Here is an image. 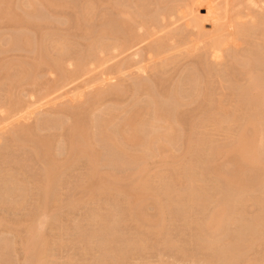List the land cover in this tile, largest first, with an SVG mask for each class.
<instances>
[{
	"label": "rangeland",
	"instance_id": "1",
	"mask_svg": "<svg viewBox=\"0 0 264 264\" xmlns=\"http://www.w3.org/2000/svg\"><path fill=\"white\" fill-rule=\"evenodd\" d=\"M1 1L3 2V0ZM1 1H0V6L2 7L3 5L5 6L1 10L3 12H0V71H1V74H0L1 75L0 76V100H1L0 101V181H1L0 182V264H196V263L198 264H214V263L215 264L217 263L226 264L227 262H228L227 264H264V238H263L264 220L261 221L262 223L258 221V220H261V218L259 219L260 216H264L263 214L264 204H262L263 206L261 205L262 207H260V204L257 203L255 200L257 199L256 197L258 196V192L260 190L261 191L264 190V184H262L264 183L263 182L264 181V170L260 169L261 173L259 171L256 172L255 169L253 170L250 168L249 170L245 171L244 173L245 177L243 179L245 182L248 181L247 182L248 185H250L249 182H252L251 183L252 186L251 185L249 186L250 188L253 187V184H254L253 182L259 176L258 180H256L258 182H256L257 185L254 184V187L251 190H248L250 193L248 191H245V193L247 194L242 193V191L239 193L238 192L239 190L235 189L234 191V189L229 187L227 183L219 175V174H222V172L225 170L226 172H223L224 174L233 172L234 166L232 167L233 163H230L231 160L229 159L230 160L229 161L228 157L226 158L224 156H221L220 158V156H217L216 153L210 152L212 145H213L212 148L218 149L221 147H225L226 146L225 144H229V142L231 143L233 141L234 136H236V133H238L239 127L241 123L243 122V119L246 120L245 116L248 115L247 113H250L251 111L249 105H247L246 103H243V106L241 107L243 112L242 110L238 112L237 111L234 112V114L237 116H234L233 114V111H235L234 110L235 106L233 105V99L234 98L236 99L235 96L239 94V91L237 92L238 88H240L242 85H245V82H244L245 78L244 76H242V74L244 73H242L243 71L241 70V67L239 66L240 68L239 69L236 65L227 62L228 64H230L228 65L225 61L223 64H221L223 66L220 65L221 67H219V66H216V64H214L212 61H208L210 68L207 69L205 65L206 63H203L204 66H202L203 65L202 63H200L201 56L197 57L196 56L197 54L194 55L193 53L191 55V52L190 54L188 52V55H186V52H185L182 54V56L179 54L178 57L177 56L173 57L172 59L175 60V62L174 61L171 62L170 65L168 64L167 66H164L160 63L157 64L156 62V65H159L160 68L162 66L163 68V69H159L156 66L158 73L155 71L156 73L152 72L148 74V72H151V71H149V67L148 69L145 68L146 65H148V62H147L146 64H144L145 65L144 68L146 71L145 74L143 73L144 71L142 72V74L141 72H139L140 73L139 74L137 73V71L134 70V68L135 69L138 68L134 64L136 60L134 61L131 60L134 66L131 67L125 73L126 77H124L123 75V77L121 76L122 78L121 77L119 78V80L122 79V81L120 80L121 82L119 83L117 81V85H116V87H119L120 89H122L124 94L121 93V95L119 96L114 95L112 93L108 94L110 93L109 81L107 80L106 82V80H104L103 78L106 79L107 72L111 68L112 65L114 66L119 65L118 62L121 65L123 63L122 61L124 60H126L127 62L129 58L128 56L132 54V52H128L127 54L125 53L123 54V56L122 55L119 56L118 59H116L114 63H106L105 59H108L107 53L99 54L98 52L96 53L95 51L94 52L90 51L93 47V46L91 47L90 45H92L91 43L93 39H95L94 37L96 35V33H94V31L91 29L94 28L95 23L103 24L102 19L104 20L107 15L109 14L111 15L112 13L114 14L113 11L111 12V9L108 4V1H110L111 3L113 0H100V2H98V0H93L97 4L95 2L93 3L92 0H51L52 3L54 2V4H56L54 6H50L49 4H46L48 3L46 2V0H44V2L42 0H33V1L32 0H26V1L25 0H9L11 2L8 1L6 4L5 2L2 3ZM117 1L122 2V0H117ZM156 1H158L157 4H160L159 6L156 4ZM156 1L155 0L149 1L150 10L151 8L155 10L157 7H158L157 9H159L160 6L162 5L161 2L165 3L164 0H160V1L156 0ZM152 2L153 3L155 2V4H153L155 5V7L152 6ZM39 3H41V5ZM60 3H63L62 6H57V4H60ZM2 7H0V9ZM91 7H93L94 9L91 10ZM108 7L110 11L106 9ZM116 11L117 10H115V12ZM91 13L93 15H91ZM200 13L204 15L206 14V11L200 10ZM86 16L88 18L90 16L91 17L88 19L86 18ZM114 16H117V13H115ZM12 17H16V18L18 17L17 19H19L20 21L12 20ZM79 17L80 19L82 17L81 19L82 24H80V26L78 25ZM180 24L181 22L178 24V26H180ZM97 27L98 26L94 28L95 31ZM205 29L207 31L212 30V26L209 23L208 24L206 23ZM101 36L103 37L102 34ZM99 39L100 38H98L97 40ZM59 41L61 42L62 45H64L65 43V46L63 47V49L65 48V50L62 51L63 53L61 51L55 50L59 48H55L54 44H56L55 42L60 43ZM24 42H27V43H24ZM66 43L68 44V46H66L67 45ZM41 49L44 51H41ZM241 49H242V46H240V51L245 49L244 46H243V49L242 50ZM245 51H243L242 54L245 53ZM40 52L41 53L45 52V54L48 52L46 56L50 57V61L51 60L60 61L62 67L64 69H67V71L72 72V71L77 70L76 65H75L77 64L76 61H81V63L85 66V68L82 71V73H79L77 71L78 75H76L75 77L71 79L65 78L64 81H60L59 79H60L61 72L54 71V69L52 70L51 65L48 63L46 64L45 62H40L39 60L41 56ZM143 55H145V58L143 56V59H146L147 54L143 53ZM94 56L98 57L97 60L100 61V62L97 61V63H94L95 65L97 64L96 66L92 63L93 62L92 59H94L93 58ZM101 58L105 61H103ZM198 58H200V61L198 60ZM38 61L40 62V64L38 63ZM131 61H129L130 62L129 65H131L132 63ZM104 62H105V65H104ZM69 64H73V65L70 66ZM212 65H214L215 67H212ZM261 66L263 65H260V67L257 66L256 70H259V71L264 70V67L262 69ZM21 67H22V70H21ZM87 67L88 69H86ZM23 70L25 71L23 72ZM21 73L23 74L22 78L19 77L21 76ZM239 73L240 74L242 73L241 74L242 77L239 75ZM151 74H153L154 77ZM206 75H207V78H206ZM146 77L147 78L149 77V78L146 79ZM159 77H160V80H159ZM218 77H221L222 79L226 78L225 79L226 81L223 80L224 88L219 83L221 78L218 79ZM232 77H234L233 81L231 79ZM131 78L132 80L130 81ZM198 78L201 80H199ZM20 79L22 82L20 81L18 83ZM25 79L27 81H25ZM234 80H236V82ZM228 81L230 82V84L231 82H235L236 87H235V84L234 85L232 84L233 86L232 85L228 87L227 85L225 86V84H227ZM242 82H244V84H242ZM13 83H15L14 86H13ZM55 84L58 85V88L59 86H62V85L65 86V88H63L62 91H58L54 93L50 98L42 100V98L47 94L48 88H50L51 86ZM134 84H136L137 86ZM144 85L147 86V88L149 87L148 90H146L147 88ZM204 85L206 89L204 88ZM237 85H240V86H237ZM142 87L145 88V91H143L144 89ZM119 88L117 89L119 90ZM232 88H234L236 92ZM70 90H74V91L70 92L63 98H59L61 95H63V93L67 91L69 92ZM174 90H176V93H177L175 96H173V94L170 96L167 95L170 92L172 93V91ZM107 91L109 92L107 93ZM203 91H204V94H201L203 93ZM49 92H53V91H49ZM78 92H81V93H78ZM148 92L151 93L149 94V96L148 94H146ZM89 93L93 95L94 98L96 97V101L95 100H93L94 102L91 101L93 96H91ZM103 93L105 95H103ZM218 93L221 94V96L223 94L222 99L224 101L223 105L225 107V108L223 107L224 109L223 111L219 112V115L223 114L224 115L223 118L225 119H222V115L217 116V113H216L218 110V109L216 110L217 105H218L217 103L222 100L220 99L221 96ZM209 95H211L212 97ZM174 97H176V99ZM57 98L59 99L56 100L54 104L51 105V101ZM71 98H74V99L76 98L79 100V102L77 100H75L74 102L70 101ZM206 100L209 102H207ZM89 102H93V103L90 104ZM225 102H227V105L225 104ZM13 104L15 105V107L17 106L16 110L15 109L13 110V108H15ZM18 105L20 108L18 107ZM30 105L32 106L29 109H26V107ZM213 105L214 107L216 106V108H214ZM228 105H232V107ZM226 107H228V109L230 107V110H228ZM225 109H227V111L229 112H227ZM157 110L159 111L162 110L164 115L161 112L160 113L165 118L167 116L166 119L170 118L171 120L170 122L172 124L174 123L173 126H174V129L176 130L174 135L176 138L174 137L175 141H174V138L171 141H169L170 146H167L166 143L168 141L165 140L164 136L162 137L161 135H159V137H161L160 141H158L159 146L156 143H152L154 145L156 144L155 146L159 148L156 149V147L155 148L153 147L152 149L151 146L153 145H151V143L150 145L148 144L149 140H151L150 138L151 137L153 138V135L158 136V133L163 134L164 132V130L161 129L160 131V129H156V127L149 124L150 119H151V123L152 122L154 123L152 119L155 118V114L159 112ZM135 111L136 113H134ZM139 113L141 116L139 115ZM165 113L167 114L165 115ZM239 113H242V114L239 115ZM103 114H105V116ZM109 115L110 116L112 115L113 117H109ZM134 115H138V118H136L137 120L134 121L137 124H139V125H136V127L140 126L139 127L140 129L138 128L136 130V134L138 136L140 135L139 137L141 138L140 143L138 142L140 138L136 141L139 143V145H136L137 143L135 144V142L134 143L129 142L130 144H128L126 138L121 139L122 137L121 135L123 136L125 135L124 137H126V134L130 131V128H128L129 126L128 127L126 126L128 125V120L130 119V117ZM106 116L108 117L106 118L107 120L104 122V118ZM213 118H216V120ZM210 119L212 121L211 123L209 122ZM112 120H114V122ZM17 121H19L18 124H17ZM213 121L215 122L217 121L216 123L218 125L215 126L214 124L215 122L213 123ZM230 122H233L232 125ZM77 123H81V125L83 126H88L87 127V130L89 132L88 135H91L89 136L90 144L91 143L93 144H91V148L89 151L91 150L92 151L91 152L88 151L86 157L85 155H83L84 153L82 154L77 151L78 149L77 146H75V148L77 147L76 149L74 147H73V150L71 149L73 143L79 146L81 142L83 143L82 137L72 132V128ZM71 126L73 127L71 128ZM203 126L204 127L206 126V127L204 128ZM177 127L179 129H177ZM228 127L230 130L227 129ZM18 128H20L21 130H19ZM23 128H26L25 129L26 131L23 130ZM127 128L129 130L128 131L125 130V133H126L125 134L124 131H122V129L124 130ZM154 130H157V131L154 133ZM232 130H233V133H232ZM105 133L110 134L111 138H109V135H106ZM149 134H150V137L148 140L146 138L149 136ZM105 135L108 138L107 137L105 138ZM71 137L74 138V140L77 143L73 141ZM112 137H113V141L108 140V139H112ZM229 137L230 139L231 138L232 139L230 140ZM68 138L70 141L68 140ZM118 138L119 140H117ZM142 139L147 140V141H144ZM211 139H212V142H211ZM123 140L124 141L126 140V143L124 142V144H126V146L124 145L125 147H122L123 143L121 144L118 143V141L122 142ZM79 141L81 142L79 143ZM143 141L147 142L146 143L147 145L146 144L141 145V142ZM162 141H164L165 144ZM190 141L192 142V145ZM259 141H261V136L257 134L254 137V144L256 146H259V145L261 146L262 142H259ZM115 142L119 145H117ZM193 142H195L194 144L196 145H194ZM214 142H215V145H214ZM223 143L225 144L223 145ZM202 144L206 147L204 146L201 147ZM148 145L149 147H147ZM217 145H220V146L217 147ZM144 146L146 147L144 148ZM160 146L162 147L161 149H164V148L166 149L167 147L166 151L165 150H164L165 152H162V150L160 151L159 150ZM48 147L49 149H47ZM150 147H151V150H149ZM198 147L199 148L201 147L200 150L198 149ZM107 148H109V150ZM118 148H121L122 151H120ZM143 149H144V152H143ZM155 149L158 150V153L160 154H156L157 152L155 153ZM44 150L48 152L50 150V152L48 153V152H45ZM73 151L74 153L75 152L76 153L74 154ZM149 151H150L151 156H147L149 154ZM194 152L197 154H195ZM89 153H93L94 156H92V154H89ZM99 153L101 154V156L99 155ZM170 153H172L171 156H170ZM199 153L202 155V157ZM130 154H132V156ZM212 154L215 155L214 156L215 159L213 158ZM88 155H89V158L92 156L91 157L93 158L92 160L95 161L94 164L91 158L89 160L87 159ZM129 155L134 158L137 157L136 162L139 159L140 161L138 162L141 164L137 162L138 163L137 165V163L134 162L135 160L129 157ZM158 155L161 158H158ZM161 155H163V157ZM209 155L212 157H210ZM95 156H97V158ZM121 156L124 162L120 160ZM196 156L197 158H195ZM207 157H209L208 160L214 159L212 163H210L211 160L210 162H208ZM216 157H219V158H216ZM262 157H264V155H262ZM94 158L96 159L99 158V159L96 160ZM100 159L102 160L100 161ZM112 160L115 162H113ZM225 160H227L228 162H226ZM224 161H225V164H224ZM143 162H146V164L143 165ZM193 163H196L198 165L193 164ZM229 163L231 164L230 165L231 168H233L232 170L229 166ZM262 163L264 167V160H262ZM214 164L216 165L215 167L213 166ZM142 165L144 166V168H140V166L143 167ZM163 165H165L167 168ZM208 165H209V168L207 167ZM75 167L78 169H76ZM161 167H164V169ZM188 167H190V169H188ZM203 167L204 168L206 167V168L203 169ZM212 167L218 169L217 172L215 171L214 168H213L214 170H211L210 168ZM93 168H95L96 170L95 173L97 177L109 176V178L111 179L109 180L110 182L107 181L109 179L108 177H104V180L109 186H112V188H115V191L112 188H104V187L100 188L99 178H97L96 181L93 178L91 179ZM221 168H223V171ZM226 168L228 169V172ZM48 169L54 171V177H53L54 180H52V183L50 185H47L46 184L47 181H45ZM135 169L136 170L138 169V171H136ZM142 169L145 170V171L143 170L144 173H142L143 172ZM152 170L157 171V173L154 174ZM186 170L188 171V173ZM252 170L254 171L253 173L255 174L254 176H256L257 178L256 177L254 178L253 174H250ZM213 171H214V175H213ZM108 172L110 173L108 174ZM150 172L151 174L153 173L151 176H150ZM199 172L201 173V175L199 174ZM202 173H205L206 175L204 176V174ZM110 174L114 176L112 177L110 176ZM174 174L176 176H174ZM259 174H262V175L260 176ZM196 175L198 176L197 183L195 181L196 179H194V178H197ZM199 175L201 177H199ZM88 176L90 177L91 180L89 179ZM152 176H153V179L151 181L150 178H152ZM205 177L207 178L205 179ZM219 177L221 179V180L219 179L220 181L218 180ZM247 177L248 178L252 177V178L248 179ZM85 178L88 181L85 180ZM105 178H108V179H105ZM214 178H215V181H214ZM177 179L179 180V182ZM245 179H248V180H245ZM153 180L155 183L153 182ZM158 180L159 181L161 180V182H159ZM91 181L94 183L93 185ZM186 181L187 182L189 181V182L187 183ZM190 181L192 184L190 183ZM221 181L223 183H221ZM111 182H112V185H111ZM146 182H148V184ZM194 182L196 185L195 188L196 187L198 188V189L196 188L197 190L196 194L198 193L197 196L200 195L199 197H197L194 194L196 190H194V188L192 189ZM198 183L199 185L202 184L201 185V188L203 187L202 189L200 188V186H197ZM187 184L189 185L188 187H186ZM220 184L222 186H220ZM87 186H90V187L87 188ZM144 186L146 187V189L144 188ZM260 186L262 189H260ZM177 187H179L180 189ZM223 187L225 188L228 187L227 191H223V190H226ZM92 188L95 189L93 190L95 193L93 191H92L93 193L89 192L92 190ZM143 188L145 189L144 192L140 190ZM175 188L178 190L175 191ZM185 188L187 190H184ZM220 188H223V190ZM117 189L119 191H117ZM191 189L193 190L192 194H190ZM254 189H256L258 192H256V190L254 192ZM166 190H169V191L166 192ZM198 190L202 192L203 194L202 193L199 194ZM218 190L219 192L217 193L219 194L216 193V191ZM171 191L173 194L172 193L170 194ZM182 191H184L185 193H183ZM261 191L259 193L260 194L258 197L259 199L262 196L261 194H263L264 192L262 191L261 193ZM122 192H125V193L122 194ZM251 192L254 195L253 197L249 196V195H252ZM223 193H226L227 195ZM241 193L243 195H246V198L248 199V201L246 200V198H243ZM185 194L186 196H184ZM205 194L207 195L205 196ZM232 194H234V196ZM173 195L175 197H173ZM189 195L191 196L193 195V197L195 198V203H191V205H190V202L187 200V198L189 199L188 197ZM136 196H139L138 200L136 199L137 198ZM216 197L219 199L216 200ZM262 197L264 198V194ZM178 198H180V200ZM229 198H231V200L232 201L234 200V201L230 202ZM225 199L227 200L225 201ZM185 200H187L189 204ZM198 200H200L201 203ZM227 201L228 203H226ZM132 202H133V205H131ZM216 203L217 204L221 203L222 205H224L227 211H229V213L231 212L230 214H232L231 215L232 219L226 222L225 224L226 226H222V229L216 232L215 233L216 235H215L214 233L213 234L206 233L207 230H205L204 228V222H205V218L207 219L209 215L211 214V212L216 208L217 206ZM179 204H182V205H179ZM196 204L197 205L201 204L200 205L201 207L199 205L197 206ZM103 205L105 206V208ZM181 206H183L184 209ZM190 206H192L191 209H190ZM210 206H212V208ZM235 207H238V208H235ZM130 208H132L133 210ZM230 208L232 210H230ZM241 208H244V210ZM259 209H260V212L262 211L263 212L262 213L258 212ZM185 210L187 211L188 214L186 213ZM191 210L194 212H192ZM242 210H243V214H242ZM161 214H163V216ZM240 215H243V216H240ZM258 215L260 216L257 217ZM109 216L113 218V220ZM158 219H160L159 222H158ZM186 219L188 220L189 224L185 221ZM203 219L204 221H202ZM154 220H157V222H152ZM197 225L203 228V230L205 231H203ZM259 225H262V226H259ZM258 226L259 228L261 227L260 230L259 228H257ZM220 233H221V236H220ZM197 234L198 235L200 234L199 235L200 237H198ZM89 235H90V238H89ZM203 235L205 238L203 237ZM207 237H209L208 241L203 240V238L207 239ZM261 237L263 238V240ZM218 240L220 243L218 242ZM250 240L252 241V243ZM214 242L215 244H218V245H215ZM233 242H236V243L233 244ZM241 242L243 243L241 244ZM108 243L110 244L108 245ZM210 246L213 247V250L212 248H210ZM218 246L220 249L218 248ZM110 247H113V248H110ZM221 248L223 250L226 249L225 252H223ZM239 248L241 249L240 251L238 250ZM242 249L244 250L242 251ZM218 250L222 251V252L220 251L221 254H219ZM236 250L239 252H237ZM241 251L243 253H240ZM232 253L235 256L233 259L231 257V255H233ZM235 254L236 255L238 254V255L236 256ZM40 255H43V259L41 261H40ZM224 257H225V260H224ZM219 260H221V262Z\"/></svg>",
	"mask_w": 264,
	"mask_h": 264
},
{
	"label": "bare ground",
	"instance_id": "2",
	"mask_svg": "<svg viewBox=\"0 0 264 264\" xmlns=\"http://www.w3.org/2000/svg\"><path fill=\"white\" fill-rule=\"evenodd\" d=\"M1 1V0H0ZM9 0H3V2H5V4L8 2ZM26 1V0H25ZM33 1V0H32ZM31 1V2H32ZM43 2H44V0H42ZM150 0H122V2H120V1H117V0H113L111 3H110V1H108V4H109V7H110V9H111V12L113 11L114 12V14L115 13H117V16H114V14L112 15H110L109 13V15H107L106 17H105V19L103 20L102 18V22H103V24L101 23V24H96L95 23V25L96 26H98L97 27V29H96V31L94 30V28L96 27L95 25H94V28L93 29H91V30H93L94 31V33H96V35H95V39H93V41H92V45H90L91 47H92V49L94 48V49H96V50H90V51H92V52H98L99 54H106L107 53V58L108 59H105L106 60V63H114L115 62V60L116 59H118V57L119 56H123V54H127L128 52H132V54L131 53H129V54H131V55H129L128 57V61L126 62V60H124V61H122L123 63L120 65V63L118 62V64L119 65H116V66H114V65H112L111 66V68L108 70V72H107V76H106V79L105 78H103L104 80H106V82H107V80L109 81V91H110V93H108L109 91H107V93L108 94H114V95H121V93H123V91H122V89H120L119 87H116V85H117V81H118V83L119 82H121L122 81V79H120L119 80V78L122 76L123 77V75H124V77H126V75H125V73L131 68V67H133L134 65H133V62L131 61V60H136V62H134V64H135V66H137L138 68L137 69H135L134 68V70L135 71H137V73H139V72H141V74H142V72L145 74V68L146 69H148V67H149V71H151V72H148V74H150V73H154L155 71L157 72V69H156V66H157V68H159V69H163L162 68V66H161V68L159 67V65H156V62H157V64H162V65H164V66H167L168 64L170 65L171 64V62H175V60H173L172 58L173 57H178L179 56V54L182 56V54L183 53H185L186 52V55H188V52H189V54H190V52H191V55H192V53L195 55V54H197L196 56L198 57V56H201V61H200V58H198V60L200 61V63H206L205 65H206V68L208 69V68H210V65L208 64L209 62L208 61H212L214 64H216V66H219V67H221V66H223V65H221V64H223L224 63V61L227 63V62H229V63H231V64H234V65H236L238 68H239V66L241 67V70L243 71H241L242 73H244V74H242V76H244V78H245V85H242V84H244V82H242V86L240 87V88H238V90H237V92L239 91V94L238 95H236L235 97H236V99L234 98L233 99V105L235 106V111H233V114H234V112H238V111H240V110H242L241 109V107L243 106V103H246L247 105H249V107H250V109H251V111H250V113H247L248 115H246L245 116V118H246V120L245 119H243V122L241 123V125H240V127H239V130H238V133H236V136H234V138H233V141L230 143L229 141H227V142H229V144H225V143H223V145L225 144L226 146L225 147H221V148H218V149H216V148H212L213 147V145L211 146V153L212 152H214V153H216V155L217 156H220V158H221V156H224V157H228V160L230 161V163H233L232 164V167L234 166V170H233V172H231V173H223V172H226V170L225 171H223V168H221L222 169V174H219L220 173V171H219V175H220V177L227 183V185L229 186V187H231V188H233L234 189V191H235V189L236 190H239L238 192L240 193L241 191H242V193H245V191H248V190H251L253 187H254V184H256L257 185V183L256 182H258V181H256V180H258V178H259V176H258V178L256 177V176H254L255 174H253L254 173V169H255V171L257 172V171H259L260 172V169H262V170H264V167H263V163H262V160H264V157H262V155H264V70H262L263 69V67H264V0H164V2L165 3H162L161 2V6H160V8L159 9H153V8H151V10H150V2H149ZM154 1V0H153ZM156 1V0H155ZM160 1V0H159ZM2 2V1H1ZM2 2V3H3ZM9 2H11V1H9ZM28 2V1H27ZM26 2V3H27ZM39 2H41V1H39ZM46 2H48V3H46V4H49L50 6H54V5H56V4H54V2L52 3L51 2V0L49 1V0H46ZM92 2L94 3L95 1H93L92 0ZM98 2H100V0H98ZM104 2V1H103ZM157 2L158 1H156V4H157ZM33 3V2H32ZM35 3H37V2H35ZM56 3V2H55ZM75 3V2H74ZM96 3V2H95ZM40 5H41V3H39ZM62 4L63 3H60V4H57V6H62ZM66 4V3H65ZM85 4V3H84ZM97 4V3H96ZM95 4V5H96ZM153 4H155V2L153 3L152 2V6L153 7H155V5H153ZM164 4V5H163ZM3 5V4H2ZM22 5V4H21ZM29 5V4H28ZM31 5V4H30ZM94 5V4H93ZM158 6L160 5V4H157ZM5 5H3V7H4ZM151 6V7H152ZM0 7H2V6H0ZM3 7L0 9V12H3V11H1L2 9H3ZM10 7V6H9ZM13 7H14V5H13ZM109 7L108 8H106V9H108L109 10ZM60 8V7H59ZM72 8V7H71ZM96 8V7H95ZM7 9V8H6ZM12 9V8H11ZM21 9V8H20ZM38 9V8H37ZM44 9V8H43ZM67 9V8H66ZM78 9V8H77ZM94 8L93 7H91V10H93ZM105 9V8H104ZM153 9V10H152ZM13 10V9H12ZM11 10V11H12ZM58 10V9H57ZM86 10H88V9H86ZM115 10H117L116 12H115ZM200 10H205L206 11V14H202V13H200ZM253 10H255V11H253ZM258 10V11H257ZM73 11V10H72ZM83 11H84V9H83ZM98 11V10H97ZM107 11V10H106ZM110 11V10H109ZM8 12V11H7ZM28 12V11H27ZM53 12V11H52ZM108 12V11H107ZM95 13V12H94ZM7 14V13H6ZM9 14V13H8ZM38 14V13H37ZM15 15V14H14ZM89 15V14H88ZM91 15H93L92 13H91ZM36 16V15H35ZM84 16V15H83ZM2 17H4V16H2ZM7 17V16H6ZM91 17V16H90ZM89 17V18H90ZM16 17H12V20H19V19H15ZM36 18V17H35ZM85 18V17H84ZM86 18H88L87 16H86ZM85 18V19H86ZM88 18V19H89ZM104 18V17H103ZM9 19V18H8ZM11 19V18H10ZM33 19V18H32ZM81 19H82V17H81ZM80 19V17H79V19H78V25L80 26V24H82L81 23V20ZM2 20V19H1ZM3 20H5V19H3ZM87 20V19H86ZM20 21V20H19ZM53 21V20H52ZM95 21V20H94ZM4 22V21H3ZM181 22V24H180V26H178V24ZM43 23V22H42ZM77 23V22H76ZM206 23L208 24H210L211 26H212V30H209V31H207L206 29H205V26H206ZM13 24V23H12ZM11 24V25H12ZM61 24V23H60ZM55 25V24H54ZM84 25V24H83ZM100 27V28H99ZM31 28V27H30ZM102 28V29H101ZM83 29V28H82ZM80 31V30H79ZM35 32V31H34ZM42 33V32H41ZM41 33H39V34H41ZM68 33V32H67ZM81 33V32H80ZM26 34V33H25ZM101 34L103 35V37L105 38H103L102 36H101ZM20 35V34H19ZM57 35V34H56ZM72 36H74V35H72ZM86 36V35H85ZM94 36V35H93ZM59 37V36H58ZM30 38V37H29ZM38 38V37H37ZM74 38V37H73ZM98 38H100L99 40H97ZM101 38H102V40H101ZM34 39V38H33ZM40 39V38H39ZM63 39V38H62ZM8 40V39H7ZM61 40V39H60ZM97 40V41H96ZM11 41V40H10ZM7 42V41H6ZM23 42V41H22ZM54 42V41H53ZM60 42V41H59ZM169 42V43H168ZM5 43V42H4ZM24 43H27V42H24ZM56 44H54L55 46V48H59V49H55V50H58V51H64L65 50V48L63 49V47L65 46V43H64V45H62L61 44V42L60 43H58V42H55ZM68 43V42H67ZM66 43V44H67ZM85 43V42H84ZM73 44V43H72ZM33 45V44H32ZM5 46V45H4ZM3 46V47H4ZM15 46V45H14ZM66 46H68V44L66 45ZM240 46H242V49H243V46H244V50H242V51H240ZM13 47V46H12ZM85 47H87V46H85ZM247 47V48H246ZM48 48V47H47ZM72 49V48H71ZM246 50V51H245ZM41 51H44V50H42L41 49ZM145 51V52H144ZM243 51H245V53H243L242 54V52ZM85 52V51H84ZM241 52V53H240ZM63 53V52H62ZM143 53H146L147 55V58L146 59H143V56H144V58H145V55H143ZM31 54V53H30ZM46 54H48V52L46 53ZM46 54H45V52H40V58H39V60H40V62H45L46 64L48 63V64H50L51 65V69L53 70L54 69V71H60L61 73V75H60V81H64L65 80V78H68V79H71V78H73V77H75L76 75H78L77 73L79 72V73H82V71L84 70V68H85V66L81 63V61H76V63L77 64H75L76 65V68H77V70L76 71H67V69H64L63 67H62V65H61V63H60V61H58V60H56V61H53V60H51L50 61V57H47L46 56ZM94 54V53H93ZM92 54V55H93ZM185 55V54H184ZM180 56V57H181ZM24 57V56H23ZM96 56H94L93 58L94 59H92V63L94 64V63H97V61H99V60H97V58L98 57H96ZM104 57V56H103ZM105 58V57H104ZM102 59V58H101ZM100 59V60H101ZM130 59V60H129ZM141 59V60H140ZM177 59V58H176ZM9 60V59H8ZM103 60V59H102ZM105 60H103V61H105ZM139 60V61H138ZM179 60V59H178ZM181 60V59H180ZM14 61V60H13ZM20 61V60H19ZM25 61V60H24ZM74 61V60H73ZM129 61H131L132 63H131V65H129L130 64V62ZM21 62H23V61H21ZM40 62L38 61V63L40 64ZM62 62V61H61ZM90 62V61H89ZM100 62V61H99ZM138 62V63H137ZM148 62V65H146V67L144 68V64H146ZM14 63V62H13ZM91 63V64H92ZM137 63V64H136ZM212 63V64H213ZM225 63V64H226ZM66 64V63H65ZM199 64V63H198ZM228 64V63H227ZM68 65V64H67ZM70 66L71 65H73V64H69ZM86 65V64H85ZM88 65V64H87ZM95 65V64H94ZM97 65V64H96ZM95 65V66H96ZM102 65V64H101ZM100 65V66H101ZM104 65H105V62H104ZM221 65V66H220ZM228 65H230V64H228ZM260 65H263V66H261L262 67V71H259V70H256L257 68V66H259L260 67ZM26 66V65H25ZM175 66V65H174ZM202 66H204V64L202 65ZM232 66V65H231ZM255 66V67H254ZM3 67V66H2ZM12 67V66H11ZM35 67V66H34ZM212 67H215L214 65H212ZM18 68V67H17ZM165 68V67H164ZM5 69V68H4ZM8 69V68H7ZM11 69V68H10ZM24 69V68H23ZM86 69H88V67L86 68ZM92 69V68H91ZM95 69V68H94ZM223 69V68H222ZM240 69V68H239ZM21 70H22V67H21ZM26 70V69H25ZM25 70H23V72L25 71ZM50 70V69H49ZM106 70V69H105ZM27 71V70H26ZM78 71V72H77ZM132 71V70H131ZM148 71V70H147ZM160 71V70H159ZM164 71H165V69H164ZM213 71V70H212ZM211 71V72H212ZM48 72V71H47ZM105 72V71H104ZM155 72V73H156ZM216 72V71H215ZM240 72V71H239ZM27 73V72H26ZM129 73V72H128ZM136 73V74H137ZM158 73V72H157ZM187 73V72H186ZM191 73V72H190ZM209 73V72H208ZM207 73V74H208ZM220 73V72H219ZM0 74H1V71H0ZM140 74V73H139ZM147 74V73H146ZM165 74V73H164ZM212 74V73H211ZM222 74V73H221ZM224 74V73H223ZM228 74H230V73H228ZM241 74L239 73V75L241 76ZM11 75V74H10ZM22 73H21V76H19L20 78H22ZM152 76H153V74H151ZM220 75V74H219ZM237 75V74H236ZM1 76V75H0ZM135 76V75H134ZM139 76V75H138ZM143 76V75H142ZM156 76V75H155ZM193 76V75H192ZM213 76V75H212ZM218 76V75H217ZM224 76V75H223ZM231 76V75H230ZM229 76V77H230ZM241 76V77H242ZM10 77V76H9ZM17 77V76H16ZM101 77V76H100ZM121 77V78H122ZM154 77V76H153ZM166 77V76H165ZM169 77V76H168ZM185 77V76H184ZM228 77V78H229ZM3 78V77H2ZM77 78V77H76ZM92 78V77H91ZM97 78V77H96ZM130 78V77H129ZM149 78V77H148ZM147 77H146V79H148ZM206 78H207V75H206ZM205 78V79H206ZM208 78H210V77H208ZM215 78V77H214ZM221 77H218V79H220ZM227 78V79H228ZM233 78L234 77H232L231 79H232V81H233ZM236 78V77H235ZM18 79V78H17ZM136 79V78H135ZM139 79V78H138ZM151 79V78H150ZM153 79V78H152ZM158 79V78H157ZM168 79V78H167ZM179 79H181V78H179ZM199 79V78H198ZM226 79V78H225ZM225 79H222L221 78V80L219 81V83H220V85H222V87H223V84H224V82H223V80L224 81H226ZM230 79V78H229ZM238 79V78H237ZM132 80V78L130 79V81ZM134 80V79H133ZM159 80H160V77H159ZM199 80H201V79H199ZM212 80V79H211ZM239 80V79H238ZM242 80H244V79H242ZM21 81V79L18 81V83ZM25 81H27L26 79H25ZM25 81H24V83H25ZM57 81V80H56ZM141 81V80H140ZM156 81V80H155ZM210 81V80H209ZM230 81V80H229ZM227 82V84H225V86L227 85V87L228 86H231L232 84L234 85L235 84V87H236V80H234L235 82H231V84H230V82ZM241 81V80H240ZM22 82V81H21ZM136 82V81H135ZM144 82V81H143ZM152 82V81H151ZM164 82V81H163ZM104 83V82H103ZM145 83V82H144ZM218 83V82H217ZM226 83V82H225ZM238 83H240V82H238ZM14 84L15 83H13V86H14ZM108 84V83H107ZM107 84H105V85H107ZM138 84V83H137ZM161 84V83H160ZM202 84V83H201ZM230 84V85H229ZM61 85V84H60ZM65 85V84H64ZM128 85V84H127ZM134 85H136V84H134ZM140 85V84H139ZM153 85V84H152ZM157 85V84H156ZM164 85V84H163ZM162 85V86H163ZM232 85V86H233ZM119 86V85H118ZM123 86V85H122ZM129 86V85H128ZM137 86V85H136ZM145 86V85H144ZM155 86V85H154ZM153 86V87H154ZM198 86V85H197ZM202 86V85H201ZM237 86H240V85H237ZM104 87V86H103ZM108 87V86H107ZM121 87V86H120ZM146 88H147V86H145ZM151 87V86H150ZM17 88V87H16ZM63 88H65V86H59V88H58V85H53V86H51L50 88H48V92H47V94L42 98V100H45V99H48V98H50L54 93H56V92H58V91H62L63 90ZM106 88V87H105ZM117 88H119V90L117 89ZM134 88V87H133ZM137 88V87H136ZM141 88V87H140ZM144 90L143 91H145V88L144 87H142ZM149 88V87H148ZM148 88L146 89V90H148ZM198 88V87H197ZM204 88H205V85H204ZM210 88V87H209ZM224 88V87H223ZM181 89V88H180ZM179 89V90H180ZM206 89V88H205ZM216 89V88H215ZM230 89V88H229ZM228 89V90H229ZM233 90H234V88H232ZM97 90V89H96ZM106 90H108V89H106ZM133 90H135V89H133ZM138 90V89H137ZM142 90V89H141ZM183 90V89H182ZM191 90V89H190ZM201 90V89H200ZM227 90V91H228ZM232 90V91H233ZM49 91H53V92H49ZM72 91H74V90H70L69 92L67 91V92H65V93H63V95H61L59 98H63L64 96H66L67 94H69L70 92H72ZM75 91H76V89H75ZM98 91V90H97ZM140 91V90H139ZM149 91H150V89H149ZM158 91V90H157ZM185 91H187V90H185ZM184 91V92H185ZM212 91V90H211ZM223 91V90H222ZM231 91V90H230ZM235 91V90H234ZM154 92V91H153ZM207 92V91H206ZM236 92V91H235ZM78 93H81V92H78ZM101 93V92H100ZM106 93V94H107ZM196 93H197V91H196ZM199 93V92H198ZM90 94V93H89ZM99 94V93H98ZM124 94V93H123ZM136 94V93H135ZM146 94H148V96H149V94H151V93H146ZM173 94V96H175L177 93H176V90H174V91H172V93L170 92L169 94H167V95H172ZM179 94V93H178ZM189 94V93H188ZM201 94H204V91H203V93H201ZM212 94V93H211ZM219 94V93H218ZM229 94V93H228ZM231 94H232V92H231ZM235 94V93H234ZM75 95V94H74ZM91 95V94H90ZM103 95H105L104 93H103ZM144 95V94H143ZM199 95V94H198ZM220 96H221V94H219ZM227 95V94H226ZM71 96H73V95H71ZM91 96H93V95H91ZM96 96H97V94H96ZM101 96V95H100ZM162 96V95H161ZM193 96H195V95H193ZM201 96H203V95H201ZM209 96H211V95H209ZM222 96H223V94H222ZM222 96H221V98L220 99H222ZM99 97V96H98ZM105 97V96H104ZM140 97V96H139ZM143 97V96H142ZM181 97H183V96H181ZM207 97V96H206ZM212 97V96H211ZM218 97V96H217ZM59 98H57V99H55V100H52L51 101V105L52 104H54V102L56 101V100H58ZM68 98V97H67ZM110 98V97H109ZM175 99H176V97H174ZM190 98V97H189ZM205 98V97H204ZM225 98V97H224ZM72 99H74V98H71V100L70 101H75V100H77L78 102H79V100L78 99H74V100H72ZM219 99V98H218ZM219 99V100H220ZM6 100V99H5ZM8 100V99H7ZM11 100V99H10ZM81 100V99H80ZM93 100H95L96 101V97L94 98V96H93V98L91 99V101H93ZM97 100H98V98H97ZM155 100V99H154ZM202 100V99H201ZM209 100V99H208ZM212 100V99H211ZM1 101V100H0ZM3 101V100H2ZM140 101H142V100H140ZM188 101V100H187ZM203 101V100H202ZM207 101V100H206ZM215 101V100H214ZM223 101V99L221 100V101H219L216 105H217V108H216V106L214 107V105H213V107L214 108H216V110H217V116L219 115V112H221V111H223L224 109H223V107H224V101ZM78 102H76V103H78ZM94 102V101H93ZM93 102H89L90 104L91 103H93ZM118 102V101H117ZM182 102V101H181ZM207 102H209V101H207ZM213 102V101H212ZM216 102V101H215ZM97 103V102H96ZM144 103V102H143ZM170 103H172V102H170ZM4 104V103H3ZM12 104V103H11ZM15 104H17V103H15ZM22 104V103H21ZM66 104V103H65ZM71 104V103H70ZM69 104V105H70ZM95 104V103H94ZM94 104H92V105H94ZM111 104V103H110ZM146 104V103H145ZM225 104L227 105V102H225ZM228 104H230V103H228ZM34 105V104H33ZM81 105V104H80ZM80 105H79V107H80ZM133 105H135V104H133ZM165 105V104H164ZM167 105V104H166ZM169 105V104H168ZM180 105V104H179ZM11 106V105H10ZM13 106L15 107V105L13 104ZM12 106V107H13ZM32 105H30V106H27L26 107V109H29L30 107H31ZM82 106V105H81ZM115 106V105H114ZM144 106V105H143ZM160 106V105H159ZM212 106V105H211ZM228 106H231L232 107V105H228ZM234 106H233V108H234ZM18 107H19V105H18ZM22 107V106H21ZM52 107V106H51ZM94 107V106H93ZM149 107V106H148ZM173 107V106H172ZM210 107V106H209ZM16 108H17V106L15 107V108H13V110L15 109L16 110ZM20 108V107H19ZM103 108V107H102ZM118 108V107H117ZM145 108V107H144ZM165 108V107H164ZM170 108V107H169ZM225 108V107H224ZM227 109H228V107H226ZM57 109V108H56ZM74 109V108H73ZM95 109V108H94ZM119 109V108H118ZM146 109V108H145ZM227 109H225L226 111H227ZM75 110V109H74ZM100 110H102V109H100ZM156 110V109H155ZM170 110V109H169ZM186 110V109H185ZM228 110H230V107H229V109ZM233 110V109H232ZM232 110H231V112H232ZM137 111V110H136ZM136 111L134 112V113H136ZM157 111H159V110H157ZM203 111V110H202ZM163 114V112H162V110L161 111H159V112H157L156 114H155V118H153L152 120L154 121V123L152 122L151 123V119H150V123L149 124H151L152 126H154V127H156V129H160V131H161V129L162 130H164V132H163V134H160V133H158V136H154L153 135V138L151 137L150 139L151 140H149V137H150V134H149V136L146 138V139H148L149 140V145H150V143H151V145H153V146H151L152 147V149H153V147L155 148L156 147V149H158L157 148V146H155L156 144L158 145V141H160V138L161 137H159V135H161L162 137L164 136V138H165V140H167L168 142L166 143L167 144V146H170V143H169V141H171L174 137H175V129H174V126H173V124L170 122L171 120H170V118H168V119H166L167 118V116H166V118L161 114V113ZM215 112V111H214ZM227 112H229V111H227ZM242 112H243V110H242ZM245 112V111H244ZM98 113V112H97ZM127 113V112H126ZM138 113V112H137ZM207 113V112H206ZM216 113H214V114H216ZM224 113V112H223ZM58 114V113H57ZM56 114V115H57ZM95 114V113H94ZM93 114V115H94ZM100 114V113H99ZM113 114V113H112ZM131 114H133V113H131ZM167 113H165V115H166ZM210 114V113H209ZM213 114V113H212ZM229 114V113H228ZM233 114H231V115H233ZM238 114V113H237ZM240 114H242V113H239V115ZM65 115V114H64ZM75 115V114H74ZM104 116H105V114H103ZM108 115V114H107ZM139 115H140V113H139ZM222 115V119H225V118H223V114H221ZM221 115H219V116H221ZM95 116V115H94ZM93 116V117H94ZM130 116V115H129ZM141 116V115H140ZM147 116H149V115H147ZM169 116H171V115H169ZM190 116V115H189ZM212 116V115H211ZM230 116V115H229ZM234 116H237V115H235L234 114ZM108 116H106L105 118H104V122L107 120L106 118H107ZM109 117H113L112 115L110 116L109 115ZM121 117H123V116H121ZM126 117V116H125ZM154 117V116H153ZM78 118V117H77ZM127 118H128V116H127ZM136 118H138V115H134V116H131L130 117V119L128 120V125L126 126V127H128V128H130V131L126 134L125 133V130H129L128 128L127 129H122V131H124V133L126 134V137H124L123 135H121L122 137H121V139L122 138H126V140H127V143L128 144H130L131 142L132 143H134L135 142V144L136 145H139V143H140V140H141V138L136 134V130L140 127H136V125H139V124H137L136 122H134L135 120H137ZM182 118V117H181ZM217 118H219V117H217ZM56 119V118H55ZM93 119V118H92ZM112 119V118H111ZM117 119V118H116ZM123 119V118H122ZM140 119V118H139ZM171 119H172V117H171ZM213 119H215L216 120V118H213ZM220 119H221V117H220ZM231 119V118H230ZM235 119V118H234ZM241 119V118H240ZM68 120V119H67ZM98 120V119H97ZM103 120V119H102ZM118 120V119H117ZM127 120V119H126ZM125 120V121H126ZM178 120V119H177ZM219 120V119H218ZM236 120V119H235ZM238 120V119H237ZM242 120V119H241ZM113 122H114V120H112ZM139 121V120H138ZM141 121V120H140ZM144 121H146V120H144ZM223 121V120H222ZM18 122L19 121H17V124H18ZM22 122V121H21ZM54 122V121H53ZM110 122V121H109ZM108 122V123H109ZM112 122V123H113ZM173 122H174V120H173ZM175 122H176V120H175ZM179 122V121H178ZM209 122L211 123L212 121H211V119L209 120ZM215 121H213V123H214ZM217 122V121H216ZM214 123L215 124V126H217L218 124L217 123ZM236 122V121H235ZM37 123V122H36ZM39 123V122H38ZM82 123V122H81ZM81 123H77V124H75L74 125V127L73 126H71V128H72V132L74 133V134H76V135H80L81 137H82V141H83V143L81 142V141H79V143L81 142V144H80V146L79 145H76L75 143H73V144H75V145H73L72 144V150H73V147L75 148V146H77L78 147V149H77V151L79 152V153H84L83 155H85V157L87 156V152L90 150V148H91V144H93V143H91L90 144V138H89V136H91V135H88V130H87V127L88 126H83V125H81ZM85 123V122H84ZM94 123V122H93ZM224 123V122H223ZM228 123V122H227ZM231 123V125H232V123L233 122H230ZM15 124V123H14ZM42 124V123H41ZM95 124V123H94ZM103 124V123H102ZM121 124V123H120ZM154 124V125H153ZM163 124V125H162ZM220 124H221V122H220ZM240 124V123H239ZM23 125V124H22ZM142 125V124H141ZM175 125H176V123H175ZM202 125V124H201ZM204 125V124H203ZM208 125V124H207ZM92 126H93V124H92ZM102 126V125H101ZM104 126V125H103ZM105 126H107V125H105ZM110 126H112V125H110ZM228 126H230V125H228ZM236 126V125H235ZM239 126V125H238ZM23 127H25V126H23ZM34 127V126H33ZM65 127V126H64ZM97 127V126H96ZM107 127H109V126H107ZM125 127V128H126ZM204 127V126H203ZM203 127H201V128H203ZM206 127V126H205ZM204 127V128H205ZM233 127V126H232ZM66 128V127H65ZM70 128V129H71ZM115 128V127H114ZM153 128V127H152ZM176 128V127H175ZM220 128V127H219ZM11 129V128H10ZM19 130H21L20 128H18ZM26 128H23V130H25ZM119 129V128H118ZM140 129V128H139ZM177 129H179L178 127H177ZM226 129V128H225ZM227 129H229V127L227 128ZM226 129V130H227ZM16 130V129H15ZM18 130V131H19ZM60 130V129H59ZM187 130V129H186ZM210 130V129H209ZM230 130V129H229ZM26 131V130H25ZM28 131V130H27ZM102 131H104V130H102ZM121 131V132H122ZM126 131V132H127ZM157 130H154V133L156 132ZM195 131V130H194ZM211 131V130H210ZM31 132V131H30ZM71 132V131H70ZM71 132V133H72ZM146 132V131H145ZM159 132V131H158ZM208 132V131H207ZM231 132V131H230ZM234 132H236V131H234ZM59 133V132H58ZM65 133V132H64ZM97 133V132H96ZM108 133V132H107ZM232 133H233V130H232ZM17 134V133H16ZM68 134H70V133H68ZM106 134V133H105ZM226 134V133H225ZM230 134V133H229ZM257 134H259L260 136H261V141H259V142H262V144H261V146L259 145V146H256L255 144H254V137L257 135ZM73 135V134H72ZM71 135V136H72ZM106 135H109V138H111V136H110V134H106ZM105 135V138L107 137ZM112 135V134H111ZM117 135V134H116ZM144 135V134H143ZM156 135V134H155ZM231 135V134H230ZM30 136V135H29ZM64 136V135H63ZM210 136V135H209ZM224 136V135H223ZM232 136V135H231ZM21 137V136H20ZM68 137H69V135H68ZM197 137V136H196ZM202 137V136H201ZM66 138V137H65ZM72 138V137H71ZM70 138V139H71ZM108 138V137H107ZM140 138V139H139ZM143 138H144V136H143ZM176 138V137H175ZM175 138H174V141H175ZM203 138V137H202ZM217 138V137H216ZM226 138V137H225ZM15 139V138H14ZM73 139V141H75L74 140V138H72ZM78 139H79V137H78ZM77 139V140H78ZM81 139V138H80ZM139 139V140H138ZM163 139V138H162ZM161 139V140H162ZM208 139V138H207ZM229 139H230V137H229ZM232 139V138H231ZM230 139V140H231ZM28 140V139H27ZM52 140H54V139H52ZM51 140V141H52ZM64 140V139H63ZM68 140H69V138H68ZM106 140V139H105ZM108 140H110V141H113V137H112V139H108ZM117 140H119V138L117 139ZM126 140L124 141H122V142H119L118 141V143H123V145H122V147H125L126 146V144H124V142L126 143ZM138 140V142H136ZM142 140H144V139H142ZM164 140V141H165ZM206 140V139H205ZM223 140V139H222ZM42 141V140H41ZM70 141V140H69ZM144 141H147V140H144ZM141 142V145H145L147 142ZM164 141H162V142H164ZM199 141V140H198ZM17 142V141H16ZM23 142V141H22ZM59 142V141H58ZM76 142V141H75ZM130 142V143H129ZM166 142V141H165ZM165 142H164V144H165ZM210 142V141H209ZM211 142H212V139H211ZM49 143V142H48ZM77 143V142H76ZM116 143V142H115ZM152 143H156L155 145L154 144H152ZM176 143V142H175ZM190 143H191V145H192V142L190 141ZM195 142H193V144H194ZM200 143V142H199ZM61 144V143H60ZM66 144V143H65ZM99 144V143H98ZM103 144H104V142H103ZM117 144V143H116ZM163 144V143H162ZM204 144V143H203ZM201 145V147H203L204 145ZM209 144V143H208ZM211 144V143H210ZM54 145V144H53ZM71 145V144H70ZM69 145V146H70ZM114 145V144H113ZM117 145H119V144H117ZM116 145V146H117ZM125 145V146H124ZM140 145V146H141ZM147 145V144H146ZM149 145L147 146V147H149ZM181 145V144H180ZM194 145H196V144H194ZM207 145V144H206ZM214 145H215V142H214ZM220 145H222V144H220ZM220 145H217V147L218 146H220ZM134 146V145H133ZM139 146V147H140ZM159 146V145H158ZM162 146V145H161ZM160 146V151L162 150V152H165L166 151V149H167V147H166V149L164 148V149H161L162 147ZM198 146H200V145H198ZM32 147V146H31ZM76 147V148H77ZM80 147V148H79ZM107 147V146H106ZM119 147V146H118ZM143 147V146H142ZM141 147V148H142ZM146 146H144V148H145ZM151 147L149 148V150H151ZM174 147H176V146H174ZM200 147V148H201ZM204 147H206V146H204ZM37 148H39V147H37ZM45 148V147H44ZM75 148V149H76ZM93 148V147H92ZM191 148V147H190ZM200 148L198 147V149L200 150ZM47 149H49V147L47 148ZM47 149H45V150H47ZM67 149V148H66ZM94 149V148H93ZM108 150H109V148H107ZM120 151H122V149L121 148H118ZM124 149V148H123ZM155 149V153L156 154H160V153H158V150H156ZM195 149H197V148H195ZM43 150V149H42ZM44 150V151H45ZM71 150V151H72ZM117 150V149H116ZM127 150V149H126ZM146 150V149H145ZM165 150V151H164ZM168 150H169V148H168ZM199 150H198V152H199ZM207 150V149H206ZM92 151V150H91ZM91 151H89V152H91ZM113 151V150H112ZM118 151V150H117ZM133 151V150H132ZM175 151V150H174ZM45 152H48V151H45ZM49 152H50V150H49ZM48 152V153H49ZM53 152V151H52ZM93 152H94V150H93ZM109 152V151H108ZM143 152H144V149H143ZM154 152V151H153ZM192 152V151H191ZM196 152V151H195ZM194 152V153H195ZM202 152V151H201ZM207 152V151H206ZM72 153V152H71ZM73 153H74V151H73ZM72 153V154H73ZM76 153V152H75ZM74 153V154H75ZM86 153V154H85ZM103 153V152H102ZM110 153V152H109ZM152 153V152H151ZM205 153V152H204ZM45 154H47V153H45ZM81 154V155H82ZM89 154H92V156H94L93 155V153H89ZM97 154V153H96ZM143 154V153H142ZM149 154H150V151H149ZM147 155V154H145V155H147V156H151V154L150 155ZM154 154V153H153ZM164 154H166V153H164ZM171 154L172 153H170V156H171ZM195 154H197V153H195ZM200 154V153H199ZM203 154V153H202ZM51 155V154H50ZM99 155L101 156V154L99 153ZM117 155V154H116ZM126 155H128V154H126ZM131 156H132V154H130ZM129 155V157H131ZM166 155H168V154H166ZM190 155V154H189ZM201 155V154H200ZM207 155V154H206ZM213 155V158H214V154H212ZM91 156V157H92ZM110 156V155H109ZM144 156V155H143ZM162 157H163V155H161ZM170 156H168V157H170ZM199 156V155H198ZM204 156V155H203ZM210 156V155H209ZM39 157V156H38ZM52 157V156H51ZM90 157V158H91ZM96 158H97V156H95ZM116 157V156H115ZM114 157V158H115ZM128 157V156H127ZM126 157V158H127ZM145 157V156H144ZM152 157H153V155H152ZM152 157H151V159H152ZM167 157V156H166ZM200 157V156H199ZM201 157H202V155H201ZM210 157H212V156H210ZM223 157V158H224ZM53 158V157H52ZM75 158V157H74ZM89 158V155H88V160L90 159ZM96 158H94V159H96ZM102 158V157H101ZM107 158V157H106ZM123 158H125V157H123ZM131 158H133L132 160L134 161V162H136V160H137V157H131ZM141 158V157H140ZM143 158V157H142ZM158 158H161V157H159V155H158ZM195 158H197V156L195 157ZM194 158V159H195ZM216 158H219V157H216ZM263 158V159H262ZM44 159V158H43ZM93 158H91V160H92ZM99 159V158H98ZM98 159H96V160H98ZM110 159V158H109ZM153 159H154V157H153ZM162 159H164V158H162ZM167 159H169V158H167ZM166 159V160H167ZM200 159V158H199ZM209 159V157H207V160ZM215 159V158H214ZM213 159V160H214ZM225 159V158H224ZM223 159V160H224ZM262 159V160H261ZM102 159H100V161H101ZM119 160V159H118ZM120 160H122V156H121V158H120ZM131 160V159H130ZM205 160H206V158H205ZM207 160H206V162H207ZM210 160H211V162H210ZM210 160H208V162H210V163H212V159H210ZM93 161V164H94V160H92ZM104 161V160H103ZM113 161V160H112ZM117 161V160H116ZM123 161V160H122ZM138 161H140L139 159H138ZM137 161V162H138ZM143 161V160H142ZM189 161V160H188ZM217 161H218V159H217ZM226 162H228L227 160H225ZM225 161H224V164H225ZM113 162H115V161H113ZM124 162V161H123ZM133 162V163H134ZM136 162V163H137ZM205 162V163H206ZM51 163H53V162H51ZM81 163V162H80ZM84 163V162H83ZM86 163V162H85ZM135 163V164H136ZM139 163V162H138ZM138 163H137V165H138ZM192 163V162H191ZM216 163V162H215ZM223 163V162H222ZM229 163V166L231 165ZM82 164V163H81ZM125 164H126V162H125ZM139 164H141V163H139ZM146 164V162H143V165H145ZM178 164V163H177ZM193 164H196V163H193ZM204 164V163H203ZM228 164V163H227ZM76 165V164H75ZM83 165V164H82ZM116 165V164H115ZM142 165V166H143ZM174 165V164H173ZM196 165H198V164H196ZM207 165V164H206ZM218 165V164H217ZM222 165V164H221ZM45 166V165H44ZM81 166V165H80ZM87 166H89V165H87ZM95 166H96V164H95ZM163 166H165V165H163ZM175 166V165H174ZM201 166V165H200ZM200 166H199V168H200ZM211 166V165H210ZM214 167L216 166L215 164L213 165ZM229 166H228V168H229ZM82 167V166H81ZM166 167V166H165ZM185 167H186V165H185ZM195 167H197V166H195ZM208 168H209V165L207 166ZM214 167H212V168H210L211 170H214L215 169V171L217 172V170L218 169H216V168H214ZM222 167V166H221ZM236 167V168H235ZM76 168V167H75ZM91 168V167H90ZM100 168V167H99ZM140 168H144V166L143 167H141L140 166ZM146 168H147V166H146ZM161 168H163L164 169V167H161ZM160 168V169H161ZM167 168V167H166ZM206 168V167H205ZM204 167H203V169H205ZM214 168V169H213ZM217 168H219V167H217ZM230 168H231V166H230ZM249 168L250 169H253L252 170V172L250 173V174H253V176H254V178L256 177L257 179L253 182L254 184H253V187L252 188H250L249 186L251 185L252 186V182H249L250 183V185H248V181L247 182H245L244 181V177H245V171H247V170H249ZM76 169H78V168H76ZM163 169H162V171H163ZM175 169V168H174ZM188 169H190V167H188ZM196 169V168H195ZM202 169V168H201ZM220 169V170H221ZM225 169V168H224ZM227 169V168H226ZM233 168H231V170H232ZM236 169V170H235ZM14 170V169H13ZM55 170V169H54ZM80 170V169H79ZM124 170V169H123ZM136 170V169H135ZM144 169H142V171H143ZM197 170V169H196ZM207 170V169H206ZM99 171V170H98ZM104 171V170H103ZM114 171V170H113ZM118 171V170H117ZM129 171V170H128ZM136 171H138V169L136 170ZM141 171V172H142ZM145 171V170H144ZM144 171L142 172V173H144ZM153 171V170H152ZM187 171V170H186ZM194 171V170H193ZM201 171V170H200ZM3 172H4V170H3ZM2 172V173H3ZM16 172V171H15ZM96 170H95V168H93L92 169V176H91V179L93 178V179H95V181H96V179L97 178H99V180H100V188L102 187H104V188H112V186H109L106 182H105V180H104V177H108L109 178V176H103V177H101V176H99V177H97L96 176ZM124 172V171H123ZM154 172V174L155 173H157V171H153ZM158 172H159V170H158ZM210 172V171H209ZM208 172V173H209ZM227 172H228V169H227ZM258 172V173H259ZM110 172H108V174H109ZM134 173H136V172H134ZM172 173V172H171ZM176 173V172H175ZM187 173H188V171H187ZM206 173V172H205ZM205 173H202V174H204V176L206 175ZM212 173V172H211ZM249 173V172H248ZM261 173V172H260ZM88 174V173H87ZM90 174H91V172H90ZM112 174V173H111ZM110 174V176H112ZM116 174V173H115ZM140 174V173H139ZM153 174V173H152ZM151 174V172H150V176L152 175ZM161 174V173H160ZM181 174H182V172H181ZM199 174L201 175V173L199 172ZM250 174H249V176H250ZM4 175V174H3ZM80 175H81V173H80ZM85 175V174H84ZM136 175H138V174H136ZM135 175V176H136ZM199 175V177H201ZM210 175V174H209ZM213 175H214V171H213ZM212 175V176H213ZM260 176L262 175V174H259ZM114 176V175H113ZM112 176V177H113ZM125 176V175H124ZM140 176V175H139ZM163 176V175H162ZM171 176V175H170ZM174 176H176L175 174H174ZM193 176V175H192ZM191 176V177H192ZM197 176V175H196ZM204 176H203V178H204ZM211 176V177H212ZM248 176V175H247ZM23 177V176H22ZM53 177H54V171L53 170H50V169H48V171H47V174H46V180L45 181H47L46 182V184L47 185H50L51 183H52V180H54L53 179ZM89 177V176H88ZM121 177V176H120ZM138 177V176H137ZM141 177V176H140ZM157 177H158V175H157ZM179 177V176H178ZM220 177L218 178V180L220 179ZM2 178V177H1ZM26 178V177H25ZM108 178H105V179H108ZM149 178V177H148ZM156 178V177H155ZM207 177H205V179H206ZM248 178V177H247ZM250 178H252V177H250ZM250 178H248V179H250ZM6 179V178H5ZM40 179V178H39ZM89 179H90V177H89ZM90 179V180H91ZM115 179V178H114ZM139 179V178H138ZM151 179V181H152V179H153V176H152V178H150ZM157 179V178H156ZM155 179V180H156ZM162 179V178H161ZM173 179V178H172ZM175 179H176V177H175ZM181 179V178H180ZM183 179V178H182ZM194 179H196L195 181H196V183H197V179H198V176H197V178H194ZM248 179H245V180H248ZM16 180V179H15ZM85 180H87L86 178H85ZM109 180H111L110 178L107 180V181H109ZM116 180V179H115ZM178 180V179H177ZM189 180V179H188ZM204 180V179H203ZM217 180V181H218ZM221 180V179H220ZM219 180V181H220ZM261 180V179H260ZM88 181V180H87ZM138 181V180H137ZM142 181V180H141ZM146 181H147V179H146ZM159 181V180H158ZM168 181V180H167ZM172 181V180H171ZM175 181V180H174ZM200 181V180H199ZM206 181V180H205ZM204 181V182H205ZM214 181H215V178H214ZM1 182V181H0ZM21 182V181H20ZM99 182V181H98ZM110 182V181H109ZM113 182V181H112ZM112 182H111V185H112ZM149 182V181H148ZM148 182H146L147 184H148ZM153 182H154V180H153ZM159 182H161V180L159 181ZM170 182V181H169ZM178 182H179V180H178ZM187 182V181H186ZM189 182V181H188ZM187 182V183H188ZM210 182H211V180H210ZM209 182V183H210ZM264 182V181H263ZM83 183V182H82ZM85 183V182H84ZM91 183H92V185L94 184L92 181H91ZM115 183V182H114ZM113 183V184H114ZM127 183V182H126ZM135 183H137V182H135ZM151 183V182H150ZM155 183V182H154ZM176 183V182H175ZM190 183H191V181H190ZM221 183H223L222 181H221ZM225 183V184H226ZM81 184V183H80ZM146 184V185H147ZM153 184V183H152ZM169 184V183H168ZM192 184V183H191ZM190 184V185H191ZM217 184V183H216ZM262 184H264V183H262ZM12 185V184H11ZM25 185H26V183H25ZM84 185V184H83ZM86 185V184H85ZM127 185V184H126ZM132 185V184H131ZM151 185V184H150ZM150 185H148V186H150ZM162 185V184H161ZM164 185V184H163ZM202 185V184H201ZM201 185H199V183L197 184V186H200V188H201ZM211 185V184H210ZM255 185V186H256ZM21 186V185H20ZM115 186H116V184H115ZM136 186H137V184H136ZM177 186V185H176ZM189 185L187 184V186L186 187H188ZM195 182H194V184H193V187H192V189L194 188V190H196V188H195ZM213 186V185H212ZM220 186H222L221 184H220ZM88 187H90V186H87V188ZM156 187H157V185H156ZM166 187H167V185H166ZM183 187V186H182ZM191 187V186H190ZM206 187V186H205ZM218 187H219V185H218ZM20 188V187H19ZM95 188V187H94ZM94 188H92V190L91 191H89V192H91V193H93L94 191L93 190H95ZM121 188H122V186H121ZM139 188H140V186H139ZM144 188L146 189V187L144 186ZM143 188V189H144ZM151 188V187H150ZM155 188V187H154ZM173 188V187H172ZM177 188H179V187H177ZM203 188V187H202ZM201 188V189H202ZM214 188V187H213ZM223 188L224 189H226V190H223ZM223 188H220V189H222L223 191H227V189H228V187L227 188H225V187H223ZM250 188V189H249ZM16 189V188H15ZM77 189V188H76ZM112 189H114V191H115V188H112ZM143 189H140V190H142L143 192L145 191V189L143 190ZM158 189V188H157ZM180 189V188H179ZM191 189V193L190 194H192L193 193V190ZM198 189V188H197ZM256 189H257V187H256ZM256 189H254V192H255V190ZM260 189H262L261 188V186H260ZM260 189H258V190H260ZM20 190H22V189H20ZM24 190V189H23ZM90 190V189H89ZM121 190V189H120ZM149 190V189H148ZM153 190V189H152ZM170 190V189H169ZM169 190H166V192L167 191H169ZM178 189H176L175 188V191H177ZM184 190H187L186 188L184 189ZM210 190V189H209ZM216 190V189H215ZM232 190V189H231ZM77 191V190H76ZM93 191V192H92ZM98 191V190H97ZM105 191V190H104ZM117 191H119L118 189H117ZM116 191V192H117ZM122 191V190H121ZM124 191V190H123ZM160 191V190H159ZM173 191H174V189H173ZM199 191V190H198ZM212 191V190H211ZM222 191V192H223ZM253 191V190H252ZM261 191V190H260ZM260 191L258 192L257 190H256V192H258V196L256 197L257 199H255L256 200V202L257 203H259L260 204V207H262L263 205L262 204H264V198L262 197L263 196V194H264V192H263V194H261L262 196H261V198H263V199H259L258 197H259V193H260ZM262 191H264V190H262ZM262 191H261V193H262ZM20 192V191H19ZM142 192V193H143ZM151 192V191H150ZM155 192V191H154ZM165 192V191H164ZM183 193H185L184 191H182ZM196 192H197V190L194 192V194L197 196V194H196ZM217 192H219V190L218 191H216V193ZM231 192V191H230ZM249 192V191H248ZM95 193V192H94ZM119 193H121V192H119ZM123 193H125V192H122V194ZM138 193V192H137ZM172 193V191L170 192V194ZM186 193H188V192H186ZM200 193H202V192H200L199 191V194ZM211 193V192H210ZM229 193V192H228ZM238 193V194H239ZM241 193V195L243 196V198H246V195H243ZM250 193V192H249ZM30 194V193H29ZM105 194V193H104ZM128 194V193H127ZM147 194V193H146ZM152 194V193H151ZM150 194V195H151ZM173 194V193H172ZM175 194V193H174ZM203 194V193H202ZM202 194H201V196H202ZM207 194H209V193H207ZM207 194H205V196L207 195ZM217 194H219V193H217ZM223 194H225V195H227L226 193H223ZM235 194V193H234ZM234 194H232L233 196H234ZM245 194H247V193H245ZM251 194H252V192H251ZM92 195V194H91ZM106 195V194H105ZM131 195V194H130ZM145 195V194H144ZM149 195V196H150ZM221 195H222V193H221ZM229 195V194H228ZM231 195V194H230ZM249 195V194H248ZM247 195V196H248ZM22 196V195H21ZM29 196V195H28ZM124 196V195H123ZM152 196H154V195H152ZM177 196V195H176ZM184 196H186V194L184 195ZM200 196V195H199ZM199 196H197V197H199ZM204 196V197H205ZM210 196V195H209ZM214 196V195H213ZM245 196V197H244ZM249 196H254L253 194L252 195H249ZM17 197V196H16ZM100 197V196H99ZM137 198V200L139 199V196H136ZM173 197H175L174 195H173ZM189 197V199L187 198V197H185V198H187V200L190 202V205H191V203H195V198L193 197V195L191 196V195H189L188 196ZM235 197H236V195H235ZM251 197V198H252ZM97 198V197H96ZM141 198V197H140ZM203 198V197H202ZM211 198V197H210ZM215 198V197H214ZM221 198H223V197H221ZM225 198H226V196H225ZM228 198V197H227ZM242 198V199H243ZM110 199V198H109ZM119 199H121V198H119ZM135 199V198H134ZM160 199V198H159ZM172 199H174V198H172ZM179 200H180V198H178ZM217 199H219V198H217L216 197V200ZM230 199V202H233L232 200H231V198H229ZM232 199H233V197H232ZM254 199V198H253ZM18 200V199H17ZM104 200V199H103ZM142 200V199H141ZM150 200V199H149ZM187 200H185L188 204H189V202L187 201ZM227 199H225V201H226ZM238 200V199H237ZM246 200L248 201V199L246 198ZM246 200H244V201H246ZM93 201V200H92ZM98 201V200H97ZM132 201V200H131ZM198 201H200V200H198ZM209 201V200H208ZM219 201V200H218ZM229 201V200H228ZM228 201L226 202V203H228ZM250 201H252V200H250ZM254 201V200H253ZM109 202V201H108ZM139 202V201H138ZM141 202V201H140ZM184 202V201H183ZM204 202V201H203ZM214 202V201H213ZM12 203V202H11ZM24 203V202H23ZM106 203V202H105ZM129 203H130V201H129ZM200 203H201V201H200ZM205 203V202H204ZM209 203V202H208ZM224 203V202H223ZM244 203V202H243ZM255 203V202H254ZM80 204V203H79ZM184 204V203H183ZM217 204V203H216ZM225 204V203H224ZM234 204V203H233ZM237 204V203H236ZM252 204H253V202H252ZM7 205V204H6ZM131 205H133V202L131 203ZM153 205V204H152ZM178 205V204H177ZM179 205H182V204H179ZM197 205V204H196ZM199 205V204H198ZM197 205V206H198ZM201 205V204H200ZM199 205V206H200ZM215 205V204H214ZM241 205V204H240ZM239 205V206H240ZM245 205V204H244ZM248 205V204H247ZM262 205V206H261ZM104 206V205H103ZM118 206V205H117ZM189 206V205H188ZM216 206V205H215ZM228 206H230V205H228ZM232 206V205H231ZM243 206V205H242ZM249 206V205H248ZM257 206V205H256ZM6 207V206H5ZM24 207V206H23ZM99 207H100V205H99ZM109 207H111V206H109ZM166 207V206H165ZM182 208H183V206H181ZM186 207V206H185ZM201 207V206H200ZM199 207V208H200ZM211 208H212V206H210ZM255 207V206H254ZM104 208H105V206H104ZM118 208V207H117ZM163 208V207H162ZM188 208V207H187ZM192 208V206H190V209ZM196 208V207H195ZM204 208V207H203ZM235 208H238V207H235ZM234 208V209H235ZM23 209V208H22ZM130 209H132V208H130ZM152 209V208H151ZM184 209V208H183ZM189 209V208H188ZM241 209H243L244 210V208H241ZM263 209V208H262ZM128 210H129V208H128ZM133 210V209H132ZM168 210V209H167ZM206 210V209H205ZM209 210V209H208ZM230 210H232L231 208H230ZM243 210H242V214H243ZM250 210V209H249ZM95 211V210H94ZM181 211H183V210H181ZM186 211V210H185ZM192 211V210H191ZM212 211V210H211ZM236 211V210H235ZM247 211V210H246ZM262 211V210H261ZM125 212V211H124ZM192 212H194V211H192ZM237 212V211H236ZM248 212V211H247ZM255 212H257V211H255ZM258 212H260V209H259V211ZM263 212V211H262ZM262 212H260V213H262ZM93 213H95V212H93ZM147 213V212H146ZM161 213V212H160ZM184 213V212H183ZM186 213H187V211H186ZM229 213V211H227V209L225 208V206L224 205H222L221 203H219V204H217V206H216V208L211 212V214L209 215V217L206 219L205 218V222H204V228H205V230H207V232L206 233H216V232H218L219 230H221L222 229V226H226L225 224H226V222H228V221H230L232 218H231V215L232 214H228ZM105 214V213H104ZM114 214H116V213H114ZM188 214V213H187ZM234 214V213H233ZM238 214V213H237ZM240 214V213H239ZM263 214H264V212H263ZM106 215H108V214H106ZM162 216H163V214H161ZM193 215V214H192ZM197 215V214H196ZM93 216H95V215H93ZM97 216V215H96ZM113 216V215H112ZM123 216V215H122ZM148 216V215H147ZM235 216V215H234ZM239 216V215H238ZM240 216H243V215H240ZM260 215H258L257 217H259ZM110 217V216H109ZM120 217V216H119ZM153 217V216H152ZM159 217V216H158ZM168 217V216H167ZM185 217V216H184ZM187 217V216H186ZM233 217V216H232ZM236 217V216H235ZM111 218V217H110ZM166 218V217H165ZM169 218V217H168ZM189 218V217H188ZM187 218V219H188ZM195 218V217H194ZM204 218V217H203ZM244 218V217H243ZM261 218V220H258L257 218V220L258 221H260V223H262L261 221L262 220H264V216H260L259 217V219ZM112 220H113V218H111ZM122 219V218H121ZM140 219V218H139ZM156 219H157V217H156ZM173 219V218H172ZM185 220L187 223H188V220ZM192 219V218H191ZM233 219H235V218H233ZM237 219V218H236ZM92 220V219H91ZM159 220L160 219H158V222H159ZM195 220H197V219H195ZM256 220V221H257ZM167 221V220H166ZM169 221V220H168ZM182 221V220H181ZM202 221H204V219L202 220ZM235 221H237V220H235ZM240 221V220H239ZM254 221V220H253ZM111 222V221H110ZM109 222V223H110ZM152 222H157V220H154V221H152ZM151 222V223H152ZM194 222V221H193ZM245 222V221H244ZM88 223V222H87ZM108 223V224H109ZM112 223V222H111ZM123 223V222H122ZM138 223V222H137ZM168 223V222H167ZM191 223V222H190ZM195 223V222H194ZM198 223V222H197ZM237 223V222H236ZM235 223V224H236ZM246 223H248V222H246ZM249 223H250V221H249ZM264 223V222H263ZM100 224V223H99ZM102 224V223H101ZM127 224V223H126ZM157 224H159V223H157ZM169 224V223H168ZM189 224V223H188ZM193 224V223H192ZM224 224V225H223ZM245 224V223H244ZM257 224V223H256ZM23 225V224H22ZM141 225V224H140ZM199 225V224H198ZM197 225V226H198ZM228 225V224H227ZM230 225V224H229ZM249 225V224H248ZM110 226V225H109ZM118 226V225H117ZM151 226H152V224H151ZM155 226V225H154ZM156 226H158V225H156ZM193 226V225H192ZM200 226V225H199ZM198 226V227H199ZM203 226V225H202ZM231 226H233V225H231ZM250 226V225H249ZM248 226V227H249ZM257 226V225H256ZM255 226V227H256ZM259 226H262V225H259ZM259 226L257 227V228H259ZM114 227V226H113ZM133 227V226H132ZM149 227V226H148ZM196 227V226H195ZM235 227H236V225H235ZM246 227V226H245ZM92 228V227H91ZM95 228V227H94ZM117 228V227H116ZM190 228V227H189ZM199 228H201V227H199ZM198 228V229H199ZM250 228V227H249ZM261 228V227H260ZM260 228H259V230H260ZM114 229V228H113ZM143 229V228H142ZM185 229H186V227H185ZM197 229V228H196ZM196 229H195V231H196ZM202 230H203V228H201ZM255 229V228H254ZM262 229H263V227H262ZM28 230V229H27ZM34 230V229H33ZM89 230V229H88ZM138 230V229H137ZM205 230H203V231H205ZM249 230V229H248ZM110 231V230H109ZM115 231V230H114ZM192 231V230H191ZM198 231V230H197ZM202 231V232H203ZM256 231V230H255ZM255 231H254V233H255ZM79 232V231H78ZM111 232V231H110ZM135 232V231H134ZM139 232V231H138ZM201 232V231H200ZM222 232V231H221ZM240 232V231H239ZM140 233V232H139ZM138 233V234H139ZM142 233V232H141ZM147 233V232H146ZM154 233V232H153ZM197 233H199V232H197ZM238 233V232H237ZM236 233V234H237ZM253 233V234H254ZM263 233V232H262ZM137 234V233H136ZM259 234V233H258ZM264 234V233H263ZM79 235V234H78ZM114 235H115V233H114ZM149 235V234H148ZM198 235V234H197ZM196 235V236H197ZM200 235V234H199ZM198 235V237H200ZM216 235V234H215ZM218 235H219V233H218ZM257 235V234H256ZM255 235V236H256ZM261 235V234H260ZM259 235V236H260ZM83 236V235H82ZM112 236H113V234H112ZM123 236H125V235H123ZM141 236V235H140ZM151 236V235H150ZM163 236V235H162ZM208 236V235H207ZM211 236V235H210ZM220 236H221V233H220ZM232 236V235H231ZM40 237V236H39ZM92 237V236H91ZM147 237V236H146ZM155 237V236H154ZM165 237V236H164ZM203 237H204V235H203ZM215 237V236H214ZM252 237V236H251ZM81 238V237H80ZM89 238H90V235H89ZM115 238V237H114ZM205 238V237H204ZM203 238V240H207L208 241V238L209 237H207V239H204ZM262 238V237H261ZM263 238H264V236H263ZM263 238H262V240H263ZM88 239V238H87ZM111 239H112V237H111ZM162 239V238H161ZM172 239V238H171ZM227 239V238H226ZM252 239V238H251ZM63 240V239H62ZM89 240V239H88ZM92 240V239H91ZM114 240V239H113ZM146 240V239H145ZM191 240H192V238H191ZM196 240H198V239H196ZM215 240V239H214ZM228 240H229V238H228ZM254 240V239H253ZM48 241V240H47ZM80 241V240H79ZM126 241H127V239H126ZM168 241V240H167ZM175 241V240H174ZM231 241V240H230ZM238 241V240H237ZM240 241V240H239ZM245 241V240H244ZM243 241V242H244ZM251 241V240H250ZM257 241V240H256ZM63 242V241H62ZM84 242V241H83ZM113 242V241H112ZM171 242V241H170ZM197 242V241H196ZM203 242V241H202ZM206 242V241H205ZM210 242V241H209ZM218 242H219V240H218ZM243 242H241V244L243 243ZM246 242V241H245ZM48 243V242H47ZM107 243V242H106ZM111 243V242H110ZM110 243H108V245L110 244ZM115 243H116V241H115ZM135 243V242H134ZM168 243V242H167ZM220 243V242H219ZM234 243H236V242H233V244ZM247 243V242H246ZM251 243H252V241H251ZM56 244H57V242H56ZM91 244V243H90ZM96 244V243H95ZM140 244V243H139ZM172 244H173V242H172ZM214 244H215V242H214ZM257 244V243H256ZM107 245V246H108ZM123 245V244H122ZM164 245V244H163ZM197 245V244H196ZM200 245H201V243H200ZM212 245V244H211ZM215 245H218V244H215ZM221 245H222V243H221ZM90 246V245H89ZM100 246H101V244H100ZM106 246V247H107ZM205 246V245H204ZM207 246V245H206ZM213 246V245H212ZM241 246V245H240ZM246 246H248V245H246ZM258 246H259V244H258ZM86 247V246H85ZM92 247V246H91ZM120 247V246H119ZM151 247V246H150ZM149 247V248H150ZM208 247V246H207ZM87 248V247H86ZM110 248H113V247H110ZM166 248V247H165ZM171 248V247H170ZM210 248H212V250H213V247H211L210 246ZM209 248V249H210ZM218 248H219V246H218ZM227 248V247H226ZM241 248V247H240ZM238 249L239 251L241 250V249ZM27 249V248H26ZM135 249H136V247H135ZM220 249V248H219ZM249 249V248H248ZM263 249V248H262ZM25 250V249H24ZM119 250V249H118ZM221 250H223L222 248H221ZM221 250H218L219 251V254H221L220 253V251ZM226 250V249H225ZM225 250H223V252H225ZM229 250V249H228ZM244 249H242V251H243ZM100 251V250H99ZM109 251V250H108ZM135 251V250H134ZM179 251V250H178ZM235 251V250H234ZM237 251V250H236ZM239 251H237V252H239ZM240 252V253H243V252ZM43 252V251H42ZM47 252V251H46ZM112 252V251H111ZM145 252V251H144ZM222 252V251H221ZM227 252V251H226ZM229 252V251H228ZM232 252V251H231ZM230 252V253H231ZM116 253V252H115ZM235 253V252H234ZM41 254V253H40ZM43 254V253H42ZM109 254V253H108ZM111 254V253H110ZM124 254V253H123ZM143 254V253H142ZM227 254V253H226ZM233 254V253H232ZM236 255V254H235ZM238 255V254H237ZM236 255V256H237ZM244 255V254H243ZM192 256V255H191ZM224 256V255H223ZM108 257V256H107ZM161 257V256H160ZM231 257H232V259L235 257L234 256V254L233 255H231ZM261 257H263V256H261ZM104 258V257H103ZM126 258V257H125ZM223 258V257H222ZM228 258H229V256H228ZM228 258H226V259H228ZM236 258H238V257H236ZM235 258V259H236ZM43 259V255H40V261ZM69 259V258H68ZM246 259V258H245ZM75 260V259H74ZM115 260V259H114ZM126 260V259H125ZM212 260H214V259H212ZM211 260V261H212ZM222 260V259H221ZM221 260H219L220 262H221ZM224 260H225V257H224ZM241 260V259H240ZM192 261V260H191ZM215 261H217V260H215ZM164 262V261H163ZM214 262V261H213ZM29 263V262H28ZM40 263V262H39ZM205 263V262H204ZM228 263V262H227ZM226 263V264H227ZM196 264H198V263H196ZM215 264V263H214ZM218 264V263H217ZM224 264V263H223Z\"/></svg>",
	"mask_w": 264,
	"mask_h": 264
}]
</instances>
